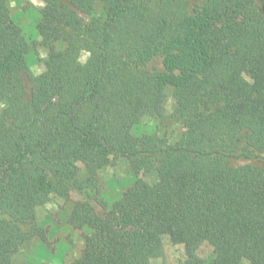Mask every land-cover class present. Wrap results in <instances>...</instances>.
Masks as SVG:
<instances>
[{"label":"trees","instance_id":"16d2710c","mask_svg":"<svg viewBox=\"0 0 264 264\" xmlns=\"http://www.w3.org/2000/svg\"><path fill=\"white\" fill-rule=\"evenodd\" d=\"M44 1L36 29L50 80L10 39L0 0V264L26 234L42 236L36 210L52 194L71 204V227L90 231L73 264H150L152 238L171 234L187 251L211 245L209 264H264V0ZM248 1L255 10L237 19ZM168 87L199 144L136 133ZM114 157L158 181L136 180L109 204L76 164Z\"/></svg>","mask_w":264,"mask_h":264},{"label":"rangeland","instance_id":"374dc122","mask_svg":"<svg viewBox=\"0 0 264 264\" xmlns=\"http://www.w3.org/2000/svg\"><path fill=\"white\" fill-rule=\"evenodd\" d=\"M45 6V1L40 0ZM34 6L31 0H21L20 6L9 9V16L16 27V32L10 34V39L14 43H26L29 45L30 54H35L37 61L35 68L30 69L35 72L40 71L43 66V72L37 77L43 80H50L56 64L49 56L46 48L41 43V38L32 39L31 36L25 37L24 28L26 25L32 27V20L29 19V13H35L40 18V12L44 8ZM255 10V4L248 1L237 9V19H242ZM18 13L22 14L19 23L13 17ZM35 24V31L37 32ZM40 50L47 53V59L40 58ZM82 52L79 56V62L84 56ZM28 55V56H29ZM86 61L82 64L85 66ZM243 77L247 76L243 75ZM0 103L1 100H0ZM176 102L170 87L165 89L164 103L161 112L156 117H143L138 126L139 134L144 133L153 135L159 145L161 142L170 144L181 143L186 146H194L201 142V136L196 128L186 124L182 119L175 116ZM136 130V133H137ZM77 177L83 179L91 173L96 174L99 181L101 192L108 194L110 199L106 200L109 204L120 199L122 194L134 183L141 180L149 185H154L158 181L157 172H146L140 165L130 160H124L118 157L111 158L110 163L96 169L89 164L77 163ZM125 181H129V186L124 187ZM116 187L113 188L112 185ZM52 206V207H49ZM71 211V204L59 196L52 194L49 201L36 210L37 225L42 231V236L26 234L21 242V247L16 254L10 258L12 264H73L81 257L84 249V241L90 231L87 228L76 229L67 223V217ZM55 229L56 234L53 235ZM75 235V239H73ZM83 241V243H81ZM70 246L77 253L73 258L72 252H65L63 259H60L58 253L60 245ZM152 245L159 251V256L151 260L150 264H209L214 256V249L208 243H202L195 250L187 251L183 240L178 234L161 235L152 238ZM248 264V263H247Z\"/></svg>","mask_w":264,"mask_h":264},{"label":"clouds","instance_id":"9594fccd","mask_svg":"<svg viewBox=\"0 0 264 264\" xmlns=\"http://www.w3.org/2000/svg\"><path fill=\"white\" fill-rule=\"evenodd\" d=\"M31 3L34 5V6H38V7H43L44 5L40 2V0H31ZM21 4V0H10L9 2V7L10 8H17L18 6H20ZM21 16L22 14L18 13L15 17H13V19L19 23L20 19H21ZM29 19L32 20V24L33 26L32 27H28L26 25L22 26L24 28V32H25V37L28 38L29 36H31L32 39H39V36L38 34L36 33L35 31V24L39 22V18L35 15V13H29ZM89 54L85 53L84 56L81 58L80 60V63H84L87 59ZM40 58L41 59H47V53L44 51V50H40ZM26 60L28 62V66L30 69H33L35 68V65L37 63L36 59H35V54H30L28 57H26ZM43 72V66H41V69L40 71H37L35 72V75L39 76L40 74H42ZM244 79L246 80L247 83L251 84L252 81L247 79L246 77H244ZM7 108V105L6 104H3V103H0V109H5ZM137 134H139V130H137ZM134 177L132 178V182H134ZM129 181H125V184H124V187H127L129 186ZM113 188L116 187L115 184L112 185ZM103 199L105 200H109L110 197L108 194H104L102 196ZM49 207H52V206H49ZM85 231H88V229H85ZM56 232H55V229L53 231V235H55ZM73 239H75V235L73 237ZM81 243H83V241H81ZM65 252H72V256L73 258L76 257L77 253L75 251L72 250V248L70 246H67V245H64V244H61L60 245V251L58 253V256L60 259H63V256H64V253ZM241 264H247V261L245 260H242L241 261Z\"/></svg>","mask_w":264,"mask_h":264}]
</instances>
